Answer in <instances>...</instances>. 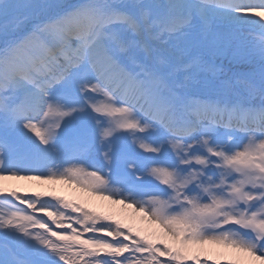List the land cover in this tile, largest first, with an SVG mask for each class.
<instances>
[{"label": "snow or ice", "instance_id": "1", "mask_svg": "<svg viewBox=\"0 0 264 264\" xmlns=\"http://www.w3.org/2000/svg\"><path fill=\"white\" fill-rule=\"evenodd\" d=\"M0 264H264V0H0Z\"/></svg>", "mask_w": 264, "mask_h": 264}, {"label": "bare ground", "instance_id": "2", "mask_svg": "<svg viewBox=\"0 0 264 264\" xmlns=\"http://www.w3.org/2000/svg\"><path fill=\"white\" fill-rule=\"evenodd\" d=\"M60 194L65 195L68 198H72L73 197L72 190L71 189H67V188H63Z\"/></svg>", "mask_w": 264, "mask_h": 264}]
</instances>
